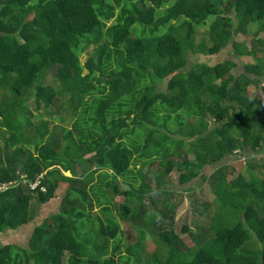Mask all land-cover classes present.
Instances as JSON below:
<instances>
[{"label":"trees","instance_id":"trees-1","mask_svg":"<svg viewBox=\"0 0 264 264\" xmlns=\"http://www.w3.org/2000/svg\"><path fill=\"white\" fill-rule=\"evenodd\" d=\"M201 25L208 45L195 43ZM261 33L264 0H0V235L30 224L68 183L27 246L0 243V264H264ZM231 40L253 60L244 72L232 59L190 62ZM30 101L52 120L34 122ZM63 113L71 128L53 122ZM234 155L246 173L224 162ZM174 171L214 195L212 205L196 198L195 231L165 198ZM120 221L155 251L133 254Z\"/></svg>","mask_w":264,"mask_h":264},{"label":"rangeland","instance_id":"rangeland-1","mask_svg":"<svg viewBox=\"0 0 264 264\" xmlns=\"http://www.w3.org/2000/svg\"><path fill=\"white\" fill-rule=\"evenodd\" d=\"M168 6H169V4L162 7L160 9V11L162 12ZM210 19H213V17H211ZM113 21L114 20H111L108 23V25L111 24ZM260 36L264 37V33H261ZM194 39H195V43H197V44L198 43H205L206 45H208L210 41H209L207 26H202V25L197 26L195 34H194ZM233 39H237V40H241V41H243L244 39L250 40L251 36H243L240 34V35L234 37ZM232 41L233 40H231V42L228 44V46L226 48H224L217 55L205 56V55H201V54H195V55L191 54L189 57V60L192 63L206 62L210 65H214V64L222 62L224 60L232 59L238 63L237 72L238 73L244 72L243 62L244 63H246V62L251 63V62H253V60L249 57H245V58H242L240 60L238 58V56H236L233 52ZM92 49H93V46H91L88 51L90 52ZM87 56H88V53H84L80 56L81 63H84L86 61ZM48 81L51 82L49 79H48ZM262 84H264V81ZM165 87H166V84L163 83L162 89L164 90ZM2 91L3 90L1 89L0 93ZM249 94L251 96H255V95H257L259 97L262 96L261 89H258V88L253 87V86L249 88ZM60 105H61V102L57 103V108L60 109ZM29 106H30L32 113L34 114L33 121L39 122V120H40L39 113H44V111L43 110L37 111V109H35V105H34L33 101L29 102ZM52 109L54 110V108H52ZM61 115L62 116H59L58 120H54L53 122L56 125H62V126L64 125L66 127L71 128L74 119L71 118V116L67 115L66 113H63ZM43 117L45 119L52 120V118L48 117V115H46L45 113H44ZM210 123H211L210 128L212 129L214 127L213 121L211 120ZM142 134H143V132H141L140 130H138V133H136L137 137L141 136ZM136 135H134V137ZM190 157H192V155H190ZM224 162L231 164L235 168V174L234 175H237L240 172L246 173L247 166L245 165V156H241V155L239 157L235 156V155L229 156ZM154 167H155V169H158L159 168L158 163H156L154 165ZM77 172H78V174H81L80 173L81 172L80 167H77ZM211 172H212V169L210 167L206 168L205 170L202 171V173L206 174V175H209ZM255 173L258 175L259 174L258 170ZM64 175L66 177H70L71 173L70 172H64ZM262 175L264 176V172L262 173ZM170 177H171V179H170L171 182L166 186V188L170 189L173 192L172 193L173 195L166 196L165 198L169 199L172 203H179L176 206V214H175L176 223L179 226L186 223L192 231H195L196 226H198V225L200 226L204 223L203 221H201V220H203V218L201 216H199L198 214H196L194 211L195 209L196 210L199 209V206L195 205L196 204L195 203L196 198L199 199L200 203L208 202L211 204L213 202V198H214V195L211 191V188L209 187L207 182H204L198 178L193 180L192 182L187 183V184L179 185L178 173L176 171H174ZM94 180H96V181L98 180V174L95 175ZM60 184L61 185L58 188L57 193H56L57 196L42 206L40 212L38 213L36 218L33 221H31L30 224L22 226L19 229H17L16 231L8 230L5 233L1 234L0 235V243L1 244L15 243V244L27 246L29 238L33 233L35 225L43 222L47 216L59 211L60 201L62 200L63 196L65 195V193L68 189V183L67 182H61ZM119 185H121L123 189L129 188L127 185H123L122 183H119ZM122 201H123L122 196L116 197L115 203H116L117 207H118V204L121 203ZM157 203H159V202H157ZM95 211L99 212V208L97 206L95 207ZM116 211L117 210H115L114 213H117ZM120 224H121V229H122V234H121L122 238L121 239H123V243H125L128 246L135 245L132 250L130 248V250L132 251L133 254H140L143 251L144 252L155 251L156 244H155L154 240H150V238H149L146 242H144L143 245L140 246V245H138V238H137L136 230H134L128 224V222L120 221ZM182 237H183V240L185 241V243H187L188 245L193 244V240L191 239V237L188 234H182ZM125 251H126V249H125Z\"/></svg>","mask_w":264,"mask_h":264},{"label":"built area","instance_id":"built-area-1","mask_svg":"<svg viewBox=\"0 0 264 264\" xmlns=\"http://www.w3.org/2000/svg\"><path fill=\"white\" fill-rule=\"evenodd\" d=\"M36 185H37V183H36V184H34V185H32V187H35ZM1 188H3V186H0V189H1Z\"/></svg>","mask_w":264,"mask_h":264}]
</instances>
